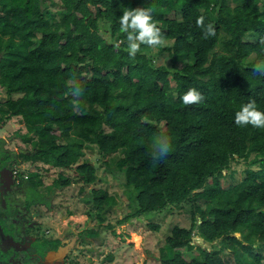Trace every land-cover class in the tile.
<instances>
[{
    "label": "trees",
    "instance_id": "1",
    "mask_svg": "<svg viewBox=\"0 0 264 264\" xmlns=\"http://www.w3.org/2000/svg\"><path fill=\"white\" fill-rule=\"evenodd\" d=\"M59 1L56 17L44 0H0V87L9 95L0 102V126L21 118L23 139L33 144L22 157L61 169L51 185L69 186L95 183L96 167L83 159L87 144L103 157L118 154L102 163L119 174L130 202L119 222L189 204L190 224L172 229L161 264H230L224 249L232 264H264V128L233 119L250 101L264 111V76L254 71L264 63V6L259 0ZM137 7L151 8L171 46L141 45L128 56L118 17ZM198 17L213 25L214 36L205 37ZM166 50L172 68L154 63ZM76 85L79 96L72 94ZM190 89L203 99L186 105L181 97ZM162 135L170 150L156 158L152 145ZM235 161L246 163V173L223 187ZM31 178L33 186L42 183ZM91 194L99 219L117 204L106 188ZM181 248L197 254L187 260Z\"/></svg>",
    "mask_w": 264,
    "mask_h": 264
},
{
    "label": "rangeland",
    "instance_id": "2",
    "mask_svg": "<svg viewBox=\"0 0 264 264\" xmlns=\"http://www.w3.org/2000/svg\"><path fill=\"white\" fill-rule=\"evenodd\" d=\"M259 2L260 6H264V0H259ZM42 7L54 13L56 17L63 8L59 0H45ZM254 39L253 35L246 38L248 41ZM171 43V40H166L162 45L168 47L171 46ZM154 63L172 68L167 50L159 55L155 54ZM174 66L181 67V63L177 62ZM169 78L171 85L174 86L171 76ZM18 95V93H14L11 96L15 98ZM8 97L9 95L0 87V102H4ZM160 127L163 128V123ZM26 133L27 129L23 121L17 116L6 119L0 126V138L3 139V144L15 155L19 151L31 153L32 141L28 139L29 141L25 142L23 139ZM32 139L34 140L35 136ZM117 155L103 157L95 145L87 144L84 148L83 159L96 167L95 183L91 185L75 183L66 187L56 185L57 187L49 197L53 204L52 207L50 210L47 209L48 212L45 209L42 212L40 224L44 226V229L50 230L51 236L69 243L67 247L68 260H65L69 264H161L160 249L167 243L166 238L171 235L172 229L175 226L188 227L190 224L189 204L170 206L158 214H142L119 222L127 212H131L130 202L124 191V186L118 178L119 174L110 173L102 163L103 160L111 161L112 157ZM36 163L37 165L30 159H22L21 170L23 169L25 174L30 175V172H25V168L28 167L30 171L38 173L42 183L46 186L49 183H55L61 169L43 164L41 161H36ZM231 167L233 176L232 178L229 176L221 178L220 182L223 187H227L231 182L241 180L246 173L247 166L242 161L233 162ZM67 170L64 171V174L71 175L72 172ZM93 187L106 188L117 201L116 205L102 212L101 219L96 218L95 207L91 202ZM198 203L201 206L204 205L201 200ZM90 229L98 231V234L84 240L85 238L79 231L85 232ZM197 237H193L194 243H196ZM204 245L208 248L211 247L207 243ZM180 251L187 260L197 254L196 249L181 248ZM260 251L264 254V247ZM221 255L227 263H234L233 256L228 250L224 249Z\"/></svg>",
    "mask_w": 264,
    "mask_h": 264
},
{
    "label": "flooded vegetation",
    "instance_id": "3",
    "mask_svg": "<svg viewBox=\"0 0 264 264\" xmlns=\"http://www.w3.org/2000/svg\"><path fill=\"white\" fill-rule=\"evenodd\" d=\"M3 38L7 39V35ZM22 152L26 151L11 153L0 138V264H69L65 262L69 243L51 236L50 230L40 224L44 209L50 210L53 205L49 197L57 186L51 183L33 186L31 177L42 179L28 167L25 172L30 175L21 170L22 159L26 160ZM79 233L87 240L98 231Z\"/></svg>",
    "mask_w": 264,
    "mask_h": 264
},
{
    "label": "clouds",
    "instance_id": "4",
    "mask_svg": "<svg viewBox=\"0 0 264 264\" xmlns=\"http://www.w3.org/2000/svg\"><path fill=\"white\" fill-rule=\"evenodd\" d=\"M120 31L125 34L127 42V53L129 57H135L140 51L141 45L155 48L164 43L161 29L156 25L151 8L137 7L134 9L125 8L122 15L118 17ZM197 26L202 27L205 37L215 35V28L212 24H204L203 17L196 20ZM261 49L264 50V38L259 41ZM254 71L264 76V63L258 64ZM82 89L79 85L73 88L72 94L79 96ZM203 99L196 89H190L182 95L184 104H196ZM234 123L238 126L251 125L256 128H264V111L257 108L254 101L242 104L239 110L234 113ZM170 150V139L166 135L157 137L152 145V153L156 158H162Z\"/></svg>",
    "mask_w": 264,
    "mask_h": 264
}]
</instances>
